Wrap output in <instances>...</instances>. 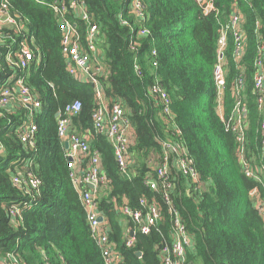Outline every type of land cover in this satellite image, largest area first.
<instances>
[{
	"label": "trees",
	"instance_id": "16d2710c",
	"mask_svg": "<svg viewBox=\"0 0 264 264\" xmlns=\"http://www.w3.org/2000/svg\"><path fill=\"white\" fill-rule=\"evenodd\" d=\"M59 0H44L52 3ZM71 1V0H65ZM84 4L92 23L99 28V49L105 76L100 85L106 100L119 102L134 130L132 152L136 154V175L127 180L117 168L113 150L101 135H92L91 147L100 154L102 169L109 183L99 194L98 210L109 228L108 238L122 255L123 264H161L156 248L168 235L165 221L143 235L133 223L118 213L122 206L137 208L139 200L154 193L144 184L149 170L145 160L158 153L155 140L170 134L159 116L160 108L149 97L147 88L157 78L170 96L174 123L181 131L197 172L208 181V189L198 201L185 194V184L175 187L174 206L193 235L194 247L187 251L190 264H264V226L253 207L250 192L258 186L246 178L235 156L234 136L224 131L216 106L213 66L217 59V39L236 4L244 19L248 40L237 67L232 58L233 41L228 35L224 52L226 86L223 111L232 106L230 91L242 74L248 97V154L259 148V120L253 96L256 57V23L264 25V0H138L144 6V20L132 13L135 0H74ZM10 11L25 23L27 43L34 53L25 72L5 64L8 46L19 36L0 42V87L16 74L40 102L32 114L36 131L34 147L20 142L17 130L26 124L30 111L16 107L13 113H0V261L8 253L23 264H104L100 250L91 238L84 209L70 177L65 152L57 136V119L64 107L81 103L72 118L76 132H92L91 118L96 101L90 84L78 83L65 71L60 48V32L52 11L34 0H8ZM212 10L203 13L206 4ZM125 22L126 24H124ZM147 34L138 38V32ZM80 29L85 25L80 23ZM137 53L129 52L136 41ZM156 52L157 67L152 65ZM134 67L141 70L135 75ZM93 133V132H92ZM94 134V133H93ZM17 169V170H15ZM34 175L40 192L27 196L11 183L16 172ZM158 200H160L158 198ZM20 205L16 226L8 210ZM132 246H127L130 232ZM165 238V239H164ZM141 253V257L136 256Z\"/></svg>",
	"mask_w": 264,
	"mask_h": 264
},
{
	"label": "built area",
	"instance_id": "2783aa9c",
	"mask_svg": "<svg viewBox=\"0 0 264 264\" xmlns=\"http://www.w3.org/2000/svg\"><path fill=\"white\" fill-rule=\"evenodd\" d=\"M49 8L57 20L60 32V48L64 61L65 71L78 83L90 84L94 90L96 105L92 113V132L78 134L72 124V118L81 110V103L74 101L67 104L62 113L58 114L57 136L63 148L67 144L65 158L70 171L69 177L75 191L79 195L80 203L86 215V221L90 229V235L100 250L104 264H123L122 255L109 241V228L103 215L98 210L100 192L108 185L109 180L102 169L100 154L91 147L92 135L104 136L111 146L113 156L120 175L131 180L137 173V161L132 152L134 130L126 115V109L115 100H106L100 85V78L105 76L103 57L99 49L100 33L95 23H92L84 4L74 0H59L45 3L44 0H34ZM199 4H205L206 0H197ZM135 20L142 23L144 6L135 0L131 5ZM212 10V4L208 3L203 8L207 14ZM80 23L85 29H80ZM126 24L125 22H123ZM244 19L236 4L229 16L228 22L221 26L217 39V59L213 66L212 76L216 90V106L219 119L226 133L234 136L235 156L241 171L256 186L251 192V200L264 226V25L256 23L257 46L252 77L253 96L260 114L259 120V148L252 158L248 154L247 129L249 126L248 97L245 90V82L242 74L233 83L230 91L232 106L228 113L223 111V102L226 86L225 49L228 35L232 37V58L240 71L243 70L239 62L243 59L247 48V34L243 28ZM25 23L18 14L10 11L8 0H0V42L2 37L11 40L14 36L21 39L13 48L14 41L8 46L5 56V64L14 67L21 72L28 70L32 62H35L33 51L30 49L26 33ZM147 31L140 28L138 38L145 36ZM12 36V37H11ZM139 44L136 41L129 45V52L136 54ZM152 65L157 67L156 52L152 51ZM135 75L141 76V70L134 67ZM148 97L160 108L159 116L170 134L169 138L162 139L158 136L155 140L159 147L158 153H152L145 160L149 170L145 178V186L154 193L149 198L139 200L137 208L122 206L117 211L123 217L128 218L138 232L148 235L152 229L165 221L163 206L168 218V235L156 248L161 264H190L187 261V251L193 249L194 239L188 226L182 219L179 210L174 206L172 196L176 186L185 184V194L195 201L201 199L208 189V181L202 179L197 172L188 150L182 142L181 131L174 123V115L171 111L170 96L160 86L157 78L147 88ZM10 107L28 109L30 115L26 124L17 130L20 142L26 147H34V125L32 114L40 109L37 96L26 86L23 76L11 75L4 85L0 87V113L8 112ZM1 150V149H0ZM17 170V169H15ZM11 183L27 196H38L40 190L39 180L31 173L21 174L16 172L11 178ZM93 187V190L88 188ZM158 198L160 200H158ZM20 205H13L8 210V219L12 226H16L15 218L19 217ZM101 218V221H99ZM134 235V232H133ZM133 235L129 236L126 245L132 246ZM0 264H23L16 255L8 253Z\"/></svg>",
	"mask_w": 264,
	"mask_h": 264
},
{
	"label": "water",
	"instance_id": "95a60500",
	"mask_svg": "<svg viewBox=\"0 0 264 264\" xmlns=\"http://www.w3.org/2000/svg\"><path fill=\"white\" fill-rule=\"evenodd\" d=\"M64 149L65 150L67 149V144L66 143L64 144ZM88 188L90 190H93V187L91 185H88ZM99 221H101V218H99ZM130 235L131 236L133 235V232L132 231L130 232ZM136 256L140 258L141 257V253L140 252H136Z\"/></svg>",
	"mask_w": 264,
	"mask_h": 264
},
{
	"label": "crops",
	"instance_id": "0c3cea01",
	"mask_svg": "<svg viewBox=\"0 0 264 264\" xmlns=\"http://www.w3.org/2000/svg\"><path fill=\"white\" fill-rule=\"evenodd\" d=\"M14 109H15V107H10V108L8 109V112H9V113H13V112H14Z\"/></svg>",
	"mask_w": 264,
	"mask_h": 264
},
{
	"label": "clouds",
	"instance_id": "9594fccd",
	"mask_svg": "<svg viewBox=\"0 0 264 264\" xmlns=\"http://www.w3.org/2000/svg\"><path fill=\"white\" fill-rule=\"evenodd\" d=\"M63 149H64V146H63ZM131 236V235H130ZM134 236V235H133Z\"/></svg>",
	"mask_w": 264,
	"mask_h": 264
},
{
	"label": "rangeland",
	"instance_id": "374dc122",
	"mask_svg": "<svg viewBox=\"0 0 264 264\" xmlns=\"http://www.w3.org/2000/svg\"><path fill=\"white\" fill-rule=\"evenodd\" d=\"M134 156L136 157V154H134Z\"/></svg>",
	"mask_w": 264,
	"mask_h": 264
}]
</instances>
